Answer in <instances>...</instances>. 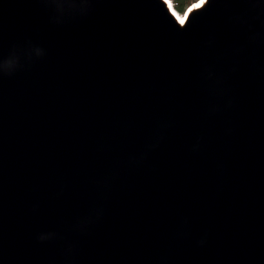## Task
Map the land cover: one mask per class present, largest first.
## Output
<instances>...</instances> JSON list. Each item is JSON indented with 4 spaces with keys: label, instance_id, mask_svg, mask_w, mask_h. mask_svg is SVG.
I'll use <instances>...</instances> for the list:
<instances>
[{
    "label": "water",
    "instance_id": "1",
    "mask_svg": "<svg viewBox=\"0 0 264 264\" xmlns=\"http://www.w3.org/2000/svg\"><path fill=\"white\" fill-rule=\"evenodd\" d=\"M196 5L0 0V264H264V0Z\"/></svg>",
    "mask_w": 264,
    "mask_h": 264
},
{
    "label": "bare ground",
    "instance_id": "2",
    "mask_svg": "<svg viewBox=\"0 0 264 264\" xmlns=\"http://www.w3.org/2000/svg\"><path fill=\"white\" fill-rule=\"evenodd\" d=\"M143 5V3H142ZM148 7V5H147ZM151 7V6H150ZM146 8V7H145ZM145 8H142L141 7V10L143 12V17H142V21L141 22L144 26V28L142 29V31L146 32V33H152L154 31V33H152L150 35L149 38H145V37H141L142 39V42L144 43V45H149V47H152L153 49H155L157 51V49H163V51H165V49L167 50V48H176V45L174 44V42L176 41H166L167 39V36H168V33H169V30L171 29V26L168 22V20H161L157 15H153L152 13H150L149 11H147V9ZM151 11V10H150ZM156 13V12H155ZM179 15V14H178ZM179 18L181 21L184 20L183 16L179 15ZM115 31V30H114ZM110 34V32H109ZM149 35V34H148ZM187 40V39H186ZM109 42V41H108ZM185 43V42H184ZM37 48V47H36ZM152 49V50H153ZM151 51V50H149ZM152 52V51H151ZM154 53V52H153ZM160 54V53H158ZM152 55V54H151ZM52 67V66H51ZM53 69V68H52ZM83 69V68H82ZM76 72V71H75ZM131 75V74H130ZM83 76V75H82ZM78 81V80H76ZM152 83V82H151ZM146 86V85H145ZM152 86V84H151ZM146 89V88H145ZM139 90V89H138ZM144 92V91H143ZM137 93V92H136ZM146 95V94H145ZM152 96V95H151ZM136 97V96H135ZM138 97V96H137ZM147 97V96H146ZM158 97V96H157ZM154 98V97H153ZM138 99V98H137ZM147 99V98H146ZM159 99V98H158ZM142 100V99H140ZM139 100V101H140ZM160 100V99H159ZM163 104V103H162ZM139 105V104H138ZM145 105V104H144ZM155 105V103H154ZM139 111V110H138ZM150 111V110H149ZM139 115V114H138ZM143 115V114H142ZM151 115V114H150ZM139 118V117H138ZM147 118V117H146ZM150 118V116H149ZM141 119V118H140ZM164 139V138H163ZM187 142V141H186ZM161 145V144H160ZM158 148V147H157ZM169 152V151H168ZM188 153V152H187ZM168 154V153H167ZM171 155V154H169ZM168 155V156H169ZM188 155V154H187ZM185 156V155H184ZM191 155H189L190 157ZM176 157V156H174ZM177 157H179V155H177ZM181 159V158H180ZM160 164L161 166L164 168L165 170V174L167 173L168 176H170V178H172L173 176V179L175 178V175H173L174 173H177L178 172V168H179V164L176 162V160H172V159H169V158H162V160L160 161ZM159 164V165H160ZM135 165V164H134ZM133 165V166H134ZM153 166V164H152ZM144 167V166H143ZM142 167V170L145 171V167L143 168ZM155 167V166H154ZM139 168V166H138ZM149 168V167H148ZM132 169V168H130ZM140 169V168H139ZM151 169V168H150ZM149 170V169H148ZM153 171V170H152ZM131 172V171H129ZM128 172V173H129ZM151 172V171H150ZM158 172V171H157ZM156 173V172H155ZM158 174V173H157ZM161 175H163V173H161ZM161 175H159V177H161ZM169 181L171 180H167V178H162V181L160 182H156L155 185L156 186H160L162 185L161 187H165V186H168V185H171V183H169ZM169 188V187H168ZM174 187H172L171 189H169V191H171ZM163 189V188H162ZM175 191V190H174ZM164 192V191H163ZM178 193V192H177ZM177 195V194H176ZM175 195V196H176ZM178 197V196H177ZM166 199V198H165ZM174 199V198H173ZM169 200V199H168ZM175 201H177V199H175ZM184 201V195L183 193L181 192L179 194V199H178V202L180 204H182ZM169 202V201H168ZM168 205V204H167ZM170 209H171V212L172 213H176L177 211V206L173 203H171L170 205Z\"/></svg>",
    "mask_w": 264,
    "mask_h": 264
},
{
    "label": "trees",
    "instance_id": "3",
    "mask_svg": "<svg viewBox=\"0 0 264 264\" xmlns=\"http://www.w3.org/2000/svg\"><path fill=\"white\" fill-rule=\"evenodd\" d=\"M175 2L176 7L180 10L183 11L187 5L190 3L193 4L197 0H173Z\"/></svg>",
    "mask_w": 264,
    "mask_h": 264
},
{
    "label": "rangeland",
    "instance_id": "4",
    "mask_svg": "<svg viewBox=\"0 0 264 264\" xmlns=\"http://www.w3.org/2000/svg\"><path fill=\"white\" fill-rule=\"evenodd\" d=\"M160 12H161V11H160ZM164 16H165V15H163V19H164ZM168 21H169V20H168ZM170 26H171V28L173 27L172 23L170 24ZM143 28H144V26H143ZM140 29H141V28H140Z\"/></svg>",
    "mask_w": 264,
    "mask_h": 264
},
{
    "label": "snow or ice",
    "instance_id": "5",
    "mask_svg": "<svg viewBox=\"0 0 264 264\" xmlns=\"http://www.w3.org/2000/svg\"><path fill=\"white\" fill-rule=\"evenodd\" d=\"M207 2V0H201V3L203 4V3H206Z\"/></svg>",
    "mask_w": 264,
    "mask_h": 264
}]
</instances>
